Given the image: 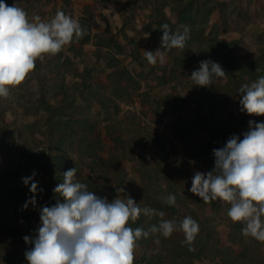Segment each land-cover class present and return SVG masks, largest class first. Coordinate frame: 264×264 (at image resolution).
Segmentation results:
<instances>
[{"label": "trees", "instance_id": "1", "mask_svg": "<svg viewBox=\"0 0 264 264\" xmlns=\"http://www.w3.org/2000/svg\"><path fill=\"white\" fill-rule=\"evenodd\" d=\"M142 1L150 5L149 21L144 28L158 48H161L163 35L161 25L168 24L173 32L180 25L190 28L185 47L167 51L166 57L170 62L159 65L157 71L150 70L152 80L158 85L166 86L171 92L162 100L151 98L146 91L142 95L146 97V104L153 107L155 114H159L162 108L177 114L178 111L181 113L194 106L191 119L177 116L173 124V136L185 146L182 160L179 161L178 152L170 147L174 146L172 140L155 134L152 126L144 123L141 115L135 111H124L122 103H135V85L139 84L137 77L142 73L134 75L125 66L126 47L113 36L103 37V40L121 57L116 58L117 53L107 52L109 59L106 63L110 71L105 75L106 83L96 82L98 80L92 82L93 77L87 68L82 71L76 67L71 68V59L63 61L61 52L57 55V65L46 66L52 73L49 78L43 72L46 64L36 61L35 69L19 85L18 90L27 88L30 85V75L36 74V83L31 84L37 86L38 93L26 89L19 95L15 109L20 107L24 115L40 117L42 128H46H41L40 131L47 136L49 153L47 157L46 152H42L43 156L31 154L25 159L48 158L47 164L41 165L48 177L50 206L56 202L53 189L62 182L61 174L75 167L77 180L85 183L88 190L98 196L112 201L118 195L116 189L123 187L125 192L119 195H130L140 207L144 205L164 211V219H174L177 222L191 216L199 224L200 230L204 228L207 232L206 236L200 237L199 231L191 245L194 249L192 251L182 243L184 234L179 231L168 239L157 234L159 249H156L157 236L142 238L139 244L145 246L142 253L144 262L139 264H180L183 260L199 257H207L211 262L220 259L222 263L264 264V243L243 236V223H234L240 238L232 235L228 245L222 243L213 229L202 227L196 214L190 215L196 208L192 205H206L208 211L213 212L221 208L228 209L227 203L216 200L206 204L189 191L195 174L189 161L214 165L213 149L224 147L233 135L243 139L249 121L264 122V116L242 112L239 103L242 98L240 87L264 76V42L259 41L253 47L242 50L245 47L247 29L243 21L249 17V13L240 5L241 0ZM4 2L11 6L14 0ZM16 2L18 6L23 3L22 0ZM213 16L216 23L211 22ZM261 35L263 34L256 36L259 38ZM90 39L91 32L85 31V35L75 41L76 45H72L71 50L77 51L78 57L83 55V47ZM134 52L132 55L136 53ZM134 56L142 64L141 56ZM204 60L214 61L222 67L227 76L225 84L214 81L210 87L195 85L190 79L191 74L199 69L200 62ZM66 73L76 79L69 81ZM142 77L147 79L145 75ZM180 86L188 88L190 99H186L178 91ZM77 99L88 102L79 104ZM0 113L4 114V111ZM2 118L6 123L5 117ZM33 124L27 123L26 127L20 128L19 135L23 137L24 129L34 127ZM97 126H100L99 134L96 133ZM3 135L7 136V133ZM13 138L0 140V226L17 236L21 234V230L9 216L14 205L10 199L12 197L15 204H20L25 191L23 193L19 184L23 170L19 162L13 160L16 156L15 137ZM105 138L108 139L107 142ZM21 159L24 161L23 155H20V162ZM169 194L176 197L174 206L163 203V199ZM159 220V217L149 219L141 216L135 223H130V226L148 230L151 225L158 224ZM208 220L211 221L209 216L203 218V222ZM35 234L36 231H33V235ZM237 248L240 251H236Z\"/></svg>", "mask_w": 264, "mask_h": 264}, {"label": "clouds", "instance_id": "2", "mask_svg": "<svg viewBox=\"0 0 264 264\" xmlns=\"http://www.w3.org/2000/svg\"><path fill=\"white\" fill-rule=\"evenodd\" d=\"M183 29L181 32L180 29ZM163 32L161 48L144 50L148 64L163 65L167 51L183 49L189 39L190 28L180 25L172 31L168 24L160 26ZM79 21L58 10L53 18L44 21L40 16L29 18L26 10L14 0L11 6L0 0V98L7 99L11 91L21 85L35 69L36 61L45 55H56L73 40L85 35ZM222 67L211 60L200 62L190 79L199 87H210L214 81L226 78ZM239 93L240 110L248 115L264 116V76L250 84H243ZM215 163L207 173L197 171L189 191L204 203L219 200L230 205L227 215L232 222L243 223L242 235L264 243V122L249 121L243 139L233 135L225 146L213 149ZM76 168L61 175L62 182L53 189L54 205L40 208V226L34 237L24 236L25 243L33 245L25 252L28 264H134L139 241L150 235L168 239L174 232H182V243L194 250L200 228L191 216L177 222L164 219L165 212L152 207H140L123 187L112 201L88 190L76 178ZM36 172L23 177L33 194L23 209L37 204V195L43 192L34 180ZM169 206L176 197L163 199ZM141 216L159 217V223L148 230L133 228ZM157 236L156 243H159Z\"/></svg>", "mask_w": 264, "mask_h": 264}, {"label": "rangeland", "instance_id": "3", "mask_svg": "<svg viewBox=\"0 0 264 264\" xmlns=\"http://www.w3.org/2000/svg\"><path fill=\"white\" fill-rule=\"evenodd\" d=\"M23 3L20 7L27 11L29 14V18L34 16H40L42 20L48 21L53 18L58 10L65 12V14L77 19L81 26L86 29L87 32H91V39L88 43L83 47L84 53L81 56H77L79 53L77 51H72V45H76V40L65 46L63 51H61V58L64 61L66 58L71 59L72 67H76L79 70H84L87 68L90 72V76L92 78V82L98 80L96 82L106 83L105 75L110 71L108 67V63L106 61L109 59L108 51L112 52V54H116L117 51L109 48L108 44L105 43L103 37L113 36L119 43L126 47L125 57V66L134 74L145 75L147 79H144L141 76L137 77L139 80V84H136V90H134V98L135 103L131 105H127L122 103V107L124 111H135L139 115H141L143 122L148 123L152 126L155 134L160 136H164V138H168L172 140L174 143L170 145L171 148L175 149L178 152L177 157L179 161L182 160V155L184 151V145L181 142H178L177 139L173 136V124L177 116L185 119H191L193 117V109L194 106H190L187 109H184L181 113L180 111L177 114H173L171 111L160 110L159 114H155L153 112V107L146 104V97L144 98L143 93L146 91L151 95V98H157L162 100L168 93L171 91L166 86L158 85L154 80H152L153 75H151V69L157 71L158 66L152 67V65L148 64L147 60L144 56V50L147 51H155L159 49L155 42L151 39L150 34L144 28L149 21L150 8L148 3H144L142 0H22ZM240 5L247 9L249 13V17L245 18L243 21L247 27L244 45L242 50H247L254 46V43L259 41L264 42V0H241ZM216 16V15H214ZM211 21L214 23L217 21L214 19ZM216 23V22H215ZM211 26L208 27L210 29ZM257 34H263L259 38L256 36ZM136 52H134V51ZM132 52L135 54L132 55ZM138 53V54H137ZM57 55H45L43 62L46 64L44 68L48 65H57ZM134 55H139L142 58V64H140L139 60L135 59ZM51 56V58H49ZM115 57L119 58V54L117 53ZM169 58L165 57V63H169ZM43 68V67H42ZM43 68V69H44ZM47 78L52 76L50 72V68L46 67L43 71ZM158 74V72H157ZM67 75V73H66ZM36 74L30 75V85L24 90L20 91L19 86L14 88L11 91L10 96L7 99L0 98V111H4V114L0 113V140L7 141V139H14V143L16 147V156H14L13 160H16V163L19 162L21 165V169L23 170L20 183L22 187V191L25 194L22 198V202L19 204H15L14 199L11 197V201L13 202V206L9 211V216L14 225L18 229L21 230V234L17 236L12 235L9 231H6L4 228L0 226V264H9L10 262L18 263V264H28L25 252L30 250L33 245L25 243L23 237L30 236L34 237L33 231H36L40 226V208L49 205L48 200V190L47 185L49 184L48 177L44 174V167L41 165L47 164V155L49 153L47 147V136L44 135L43 132L40 131L42 128V123L40 117L37 115H24L22 113V109L19 107L18 110L15 109V104L19 101V95L22 92L27 90H32L36 92L38 88L37 86L32 85V83H36ZM28 77V76H27ZM72 75H67V79L69 81L72 79ZM216 82L221 85L225 84L226 78L216 80ZM18 91H20L18 93ZM178 91L186 98L190 99V91L188 88L180 86ZM38 93V91H37ZM148 98V97H147ZM88 101L77 99V103L82 104ZM145 104H144V103ZM144 104V105H142ZM7 112H6V111ZM162 111V112H161ZM18 112V113H17ZM21 113V115H20ZM145 113V115H144ZM6 120V123L3 122V118ZM40 121V122H39ZM27 123H34V127H30L28 129H24L25 135L20 136L19 129L26 127ZM43 130L46 128L43 127ZM100 131V126H97L96 133ZM4 136L3 134H6ZM27 133V134H26ZM25 136V137H24ZM103 136V135H102ZM107 142L108 139L105 138ZM42 152H46L44 159H31L26 158L27 156L40 154L43 156ZM20 155L24 156V161H19ZM76 157L78 158L77 154ZM41 158V157H40ZM191 163V170L193 173L197 171H201L207 173L212 170L213 164H202L199 161H189ZM16 165V164H15ZM19 165V166H20ZM18 168V167H17ZM36 172V176L34 180L38 182L39 188L43 189V192H40L37 195V204L36 207L33 208L31 205L28 209H23V204L28 200L33 194L30 192V185L25 186L22 182L23 177L31 176L33 172ZM184 184V183H183ZM19 197V196H18ZM20 199V198H19ZM55 204V203H54ZM53 204V205H54ZM144 207V205H142ZM195 206L194 211L190 213V215L196 214L200 221L202 222V227H210L214 232L218 233L223 244H228L229 239L232 235L237 238H240V234L238 233V229L234 227V222L227 215L228 209L221 208L220 210H216L213 212L208 211L206 205H192ZM188 212H184L187 214ZM183 214V213H182ZM211 219L207 222H203L204 217H208ZM234 227V229L232 228ZM200 237L206 236L207 232L203 229L200 230ZM149 243V242H148ZM144 245L139 244V248L135 251V260L134 264H139L144 262L142 259V253L144 250ZM236 248V247H235ZM156 249H159V245L157 243ZM148 251V250H146ZM236 251H240V248H237ZM157 252V251H155ZM154 252V253H155ZM238 264L236 262L231 263L226 262L222 263L220 259L217 261L211 262L207 259V257H199L193 259H187L180 262V264ZM143 264V263H142Z\"/></svg>", "mask_w": 264, "mask_h": 264}]
</instances>
